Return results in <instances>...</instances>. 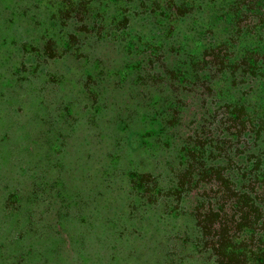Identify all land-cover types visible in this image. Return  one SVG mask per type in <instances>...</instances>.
<instances>
[{
  "label": "rangeland",
  "instance_id": "rangeland-1",
  "mask_svg": "<svg viewBox=\"0 0 264 264\" xmlns=\"http://www.w3.org/2000/svg\"><path fill=\"white\" fill-rule=\"evenodd\" d=\"M43 5L0 0V264H181L193 197L165 174L180 136L163 143L157 32L52 52L42 40L78 25L45 32Z\"/></svg>",
  "mask_w": 264,
  "mask_h": 264
},
{
  "label": "trees",
  "instance_id": "trees-1",
  "mask_svg": "<svg viewBox=\"0 0 264 264\" xmlns=\"http://www.w3.org/2000/svg\"><path fill=\"white\" fill-rule=\"evenodd\" d=\"M50 2L38 0L52 6L45 32L78 25L42 40L52 52L71 49L82 32L122 39L128 23L139 38L157 32L146 67L162 65L173 95L163 97V143L180 136L165 174L178 200L193 197L181 264H264V0Z\"/></svg>",
  "mask_w": 264,
  "mask_h": 264
}]
</instances>
